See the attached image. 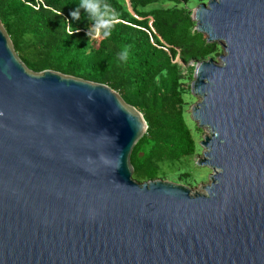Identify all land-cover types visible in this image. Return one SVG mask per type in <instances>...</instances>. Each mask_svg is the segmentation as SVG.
Masks as SVG:
<instances>
[{
  "label": "water",
  "instance_id": "water-1",
  "mask_svg": "<svg viewBox=\"0 0 264 264\" xmlns=\"http://www.w3.org/2000/svg\"><path fill=\"white\" fill-rule=\"evenodd\" d=\"M191 19L222 50L190 83L201 189L133 180L141 113L30 70L0 20V264H264V0H207Z\"/></svg>",
  "mask_w": 264,
  "mask_h": 264
},
{
  "label": "trees",
  "instance_id": "trees-1",
  "mask_svg": "<svg viewBox=\"0 0 264 264\" xmlns=\"http://www.w3.org/2000/svg\"><path fill=\"white\" fill-rule=\"evenodd\" d=\"M206 1L100 0L114 15L108 38L87 36L91 21L84 9H79V19L71 17L80 0H41L38 8L33 7L35 0H0V20L30 70L104 84L137 109L147 129L130 154L133 180L169 177L176 183L190 176L187 164L196 143L183 109V83L192 80L194 66L186 76L175 57L188 63L214 60L222 52L194 30L190 7ZM68 23L79 31L67 36ZM125 48L128 58L120 61L118 54Z\"/></svg>",
  "mask_w": 264,
  "mask_h": 264
},
{
  "label": "rangeland",
  "instance_id": "rangeland-1",
  "mask_svg": "<svg viewBox=\"0 0 264 264\" xmlns=\"http://www.w3.org/2000/svg\"><path fill=\"white\" fill-rule=\"evenodd\" d=\"M196 5H192L190 9L192 10ZM218 60V58H215ZM174 62H177L180 64L181 68L183 69V74L188 75L189 67L194 66V64L197 61H190L188 63H182L176 55ZM192 80H185L183 83V88L186 90L184 94V113L186 120L188 121L190 128L194 134V140L196 143V152L195 155L192 157V159L189 161L187 166L189 167L190 170V176L186 179V182L190 189H201V185L209 183V175L211 174V170L206 168V167H199L195 168L196 166V161L202 156L203 149L200 147V142L202 141L205 131L203 129H200L199 132H197L194 128L197 127L196 123H194L191 118H190V108L191 106L198 100L196 97H193L190 94V83ZM169 178V177H168Z\"/></svg>",
  "mask_w": 264,
  "mask_h": 264
},
{
  "label": "clouds",
  "instance_id": "clouds-1",
  "mask_svg": "<svg viewBox=\"0 0 264 264\" xmlns=\"http://www.w3.org/2000/svg\"><path fill=\"white\" fill-rule=\"evenodd\" d=\"M84 9L88 19L91 21V27L87 30V36L95 38L102 35L108 38L111 35V27L114 21V15L110 12L106 4H101L100 0H80L78 7L71 11L70 15L73 19H79V9ZM57 13V15H59ZM65 31L67 36H72L74 32H78L79 28L73 30L70 23L66 24ZM128 58V50L125 48L118 54L120 61H126Z\"/></svg>",
  "mask_w": 264,
  "mask_h": 264
},
{
  "label": "built area",
  "instance_id": "built-area-1",
  "mask_svg": "<svg viewBox=\"0 0 264 264\" xmlns=\"http://www.w3.org/2000/svg\"><path fill=\"white\" fill-rule=\"evenodd\" d=\"M36 6H33L34 8H38L39 4H42L41 0H35Z\"/></svg>",
  "mask_w": 264,
  "mask_h": 264
}]
</instances>
